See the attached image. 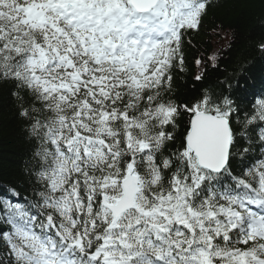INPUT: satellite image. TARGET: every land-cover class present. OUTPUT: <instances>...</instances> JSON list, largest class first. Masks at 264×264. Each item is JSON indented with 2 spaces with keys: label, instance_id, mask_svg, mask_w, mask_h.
<instances>
[{
  "label": "snow or ice",
  "instance_id": "6c2138e0",
  "mask_svg": "<svg viewBox=\"0 0 264 264\" xmlns=\"http://www.w3.org/2000/svg\"><path fill=\"white\" fill-rule=\"evenodd\" d=\"M209 6L0 0V83L33 145L31 198L0 197V264H264V98L227 79L175 98Z\"/></svg>",
  "mask_w": 264,
  "mask_h": 264
},
{
  "label": "trees",
  "instance_id": "16d2710c",
  "mask_svg": "<svg viewBox=\"0 0 264 264\" xmlns=\"http://www.w3.org/2000/svg\"><path fill=\"white\" fill-rule=\"evenodd\" d=\"M189 34L192 46L185 45V71L174 72L179 103L192 101L205 86L224 79L233 84V98L241 106L251 108L264 98V52L258 47L264 43V0H210L199 31ZM214 52L219 57L216 68L207 59ZM197 57L203 60L200 67ZM199 72L204 73L201 82L194 80ZM253 86L258 87L254 92ZM11 91L9 84L0 83V197H9L14 188L19 193L15 200L22 203L32 195L26 170L33 145ZM187 119L180 118L181 129Z\"/></svg>",
  "mask_w": 264,
  "mask_h": 264
},
{
  "label": "bare ground",
  "instance_id": "6f19581e",
  "mask_svg": "<svg viewBox=\"0 0 264 264\" xmlns=\"http://www.w3.org/2000/svg\"><path fill=\"white\" fill-rule=\"evenodd\" d=\"M189 35H190V34H188L187 37H189ZM217 42L219 43V45H220V44H223V40L221 41L220 39H218ZM0 188H1V187H0ZM2 250H3V248H0V251H2Z\"/></svg>",
  "mask_w": 264,
  "mask_h": 264
},
{
  "label": "rangeland",
  "instance_id": "374dc122",
  "mask_svg": "<svg viewBox=\"0 0 264 264\" xmlns=\"http://www.w3.org/2000/svg\"><path fill=\"white\" fill-rule=\"evenodd\" d=\"M262 83H264V82H262ZM263 86H264V85H263ZM253 87H255V86H253ZM257 88H258V87L252 88V91H253V92L256 91ZM263 89H264V87H262L260 90H263ZM260 90H259V91H260ZM252 91H251V92H252Z\"/></svg>",
  "mask_w": 264,
  "mask_h": 264
}]
</instances>
